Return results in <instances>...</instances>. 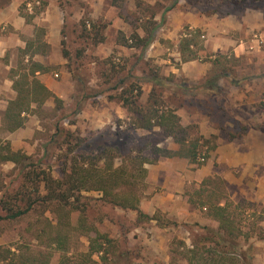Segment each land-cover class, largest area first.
<instances>
[{"label": "rangeland", "instance_id": "374dc122", "mask_svg": "<svg viewBox=\"0 0 264 264\" xmlns=\"http://www.w3.org/2000/svg\"><path fill=\"white\" fill-rule=\"evenodd\" d=\"M28 1V5L31 6L30 13L34 8L41 11L34 17L37 19L43 16L49 3L57 9L54 15L61 22V49L58 54H54V58L65 60L68 73L64 78L60 72L62 66L54 68L55 73L59 74V77L51 74L59 90L58 98L49 101V106L31 112L23 130L13 132L15 144L13 148L30 157L31 162L38 164L40 169L45 170L54 179L64 178L65 173L69 175L74 168L89 169L90 164L97 165L101 171L111 164L114 169L112 174H116V168L127 163L125 166H128L133 177L128 179L130 185L118 191L136 190L141 199L150 191V184L145 179L147 174L145 178L140 179L141 175L133 167L129 154L137 160L145 158L153 161L159 158L161 155L157 156L155 150L159 143L166 140L165 134L159 128L152 132L134 131L129 119L121 120L117 116L122 110L128 113L123 107L121 96L131 85L142 88V102L148 98L147 93L151 84L146 80L138 81L139 78L151 79L154 73L166 78L172 77L165 76V72L171 67L180 68V63H188L182 61V57L180 62L175 61L176 53L180 52L181 55L180 44H170L163 39L162 29L166 23L168 24L167 15L177 7L179 1L187 4L186 8H191L194 13L206 16L219 13L222 16L239 17L247 9L257 11L264 9V0H178L175 6L176 0H124L122 8L113 6V0ZM139 4L141 7L138 8ZM0 5H3L2 2ZM152 21L160 26L155 41L164 48L163 51L159 47L153 48L152 45L143 51L119 44L120 32L127 38L135 34L143 37L144 25ZM84 22L89 32L87 36L84 35ZM94 25L105 38L103 42H98L100 39L96 38L92 29ZM31 26L34 27L33 35L38 33L46 36V28L37 26L32 19ZM190 29L184 27L185 33ZM11 31L12 29L8 31L6 27L3 37H9ZM204 34L203 38V33L200 32V38L196 40L199 45L193 50L198 59L192 61L212 64V70L207 77L216 72L228 73L229 76L220 80L224 90L215 94L213 101L208 98L211 94H202L199 98L186 97L180 90L175 89L174 95L175 93L167 89L164 93L167 103L176 110L181 106L187 107L190 111L214 113L212 123L222 131L227 140L235 139H229L231 135L243 137L251 130L264 132V35L257 30L252 32L250 35L252 41L244 45L246 50L252 53L237 57L233 50L226 53L208 51L205 46L209 38L207 32ZM62 41L65 42L64 47ZM64 50L69 53V58H65ZM258 50L260 53L255 52ZM156 53L158 55L153 56ZM158 59H165L166 62ZM14 64L17 69L25 67L21 55L15 57ZM11 74V71L7 74L5 68L0 66V75L3 78L6 75L11 78ZM76 76H80L83 81H78ZM120 79H124L125 83L116 90V84ZM186 83L194 84L184 75L175 78V84ZM30 120L35 122L31 123ZM192 124L199 128L197 123ZM58 127L70 135L59 137L56 131ZM26 131L31 132L30 137L27 138L25 135L18 144L21 135ZM198 132L201 134L200 128ZM117 133L121 134L117 136ZM11 135L12 133L0 130L2 141H10ZM217 138V136L212 138L211 145L216 147ZM116 146L120 148L122 154L120 158H116ZM103 150H109L107 156L103 155ZM208 162L209 160L205 165ZM215 165L218 166L216 162ZM18 171L12 163L0 166L2 176L0 179L10 191L22 184ZM203 187L206 188L205 192L202 190L201 195L195 193L192 197V201L200 205L202 214L208 216L203 203L229 201L234 215L242 219L244 232L252 234L249 240L243 237L238 239L237 251H245L250 247L248 255L251 263H264V242L257 238L259 230L264 231V197L259 195L256 201L243 198L233 201L230 196L236 188L218 177L207 178L203 181ZM191 194L194 192L191 191ZM41 195H46L43 185ZM77 196L81 209L79 211L68 209L65 222L62 219L63 212L56 211L54 205L39 206L18 221H0V246L13 250L14 248L27 250L30 247L36 254L51 253L53 254L51 264H58L61 253L54 247L52 249L49 247L52 245L50 237L55 236L59 229L70 230V247L73 252L87 251L89 243L87 237L83 236L85 230L78 226V220L83 217L88 227L94 226L95 231L108 234L113 240L106 263L100 262L98 255L94 257L99 264H187V250L206 235L203 228L208 226L196 222L185 223L178 218L167 217L163 211H158L154 215L159 222L153 224L147 218L139 216L136 211L123 210L107 203L98 191H83L80 194L76 193L75 198ZM155 226L160 229L157 233L150 231V228ZM252 227L255 229L252 230ZM164 228H168L167 231L162 230ZM94 232L90 236L94 237ZM37 233L40 236L38 239L35 237ZM164 241L167 242V246ZM77 253L72 258L75 261L80 260Z\"/></svg>", "mask_w": 264, "mask_h": 264}, {"label": "trees", "instance_id": "16d2710c", "mask_svg": "<svg viewBox=\"0 0 264 264\" xmlns=\"http://www.w3.org/2000/svg\"><path fill=\"white\" fill-rule=\"evenodd\" d=\"M1 2L3 5H0V8H3L9 5L10 0H2ZM177 2L178 0L175 1L174 6ZM28 4L29 2H25L21 5L20 14L29 23L41 11L34 8L30 14L28 12L30 11ZM112 4L115 7L122 8L124 0H113ZM46 5L43 4V6ZM139 7H141V4L138 5ZM159 27L154 21L148 22L144 25L145 36L143 37L135 34L131 38H127L120 32L121 36L118 42L121 46L142 49L144 51L154 42ZM83 29L84 35L87 36L89 32L86 22L83 23ZM92 29L95 32L96 38L98 37L100 39L98 42H103L105 38L101 36L99 28L94 25ZM185 35H188V33H185ZM199 38L200 32L192 31L190 36H185L180 42V57H182V61L189 62L198 59L193 49L198 47L199 43L196 40ZM62 46H65L64 41H62ZM37 49H39V45L35 48V50ZM63 53L65 58H69V53L66 50ZM223 73L225 72L210 74L201 87H189L186 84L184 87H181L182 92L195 95L199 92L198 90L200 88H210L217 92L220 90L219 80L224 77ZM30 76H32V79L29 78ZM18 79L16 81L18 95L16 100L11 102L8 107L2 128L3 131L9 133L25 127L27 119H23L21 115L23 112L30 111L33 102L42 104L46 100V97L52 96L35 78L34 70L30 74L20 76ZM76 79L78 81L82 80L80 76H76ZM145 80L152 85V89L144 102H142V88L135 85H131L128 91L123 90L125 92L121 96L123 107L129 113V124L133 127V130L152 132L155 128L161 129L165 134V138L175 140L180 146V150L175 153H169L157 147L155 150L157 156L165 154L169 157H186L197 168L204 166L210 158V152L215 149V146L211 145V140L214 136L205 138L198 132V126L194 124L183 126L181 118L176 113V109H173L167 103V99L164 98L165 90L170 89L175 93L174 89L179 88L175 84V77L172 75V77L166 78L154 73L151 79L139 78L138 81ZM124 83L125 80L120 79L119 83L116 84V90L122 87ZM134 93H136L135 96ZM56 131L59 137H68L70 135L59 127ZM120 134L117 133L116 135L119 136ZM232 138H236V136L231 135L229 139ZM0 143H2L0 145V166L2 167V165L7 163L14 164L17 170H19L18 176L22 179V184L17 189L11 191L7 189L0 179V221H18L29 215L39 206L54 205L56 206V211L63 212L64 217L62 215V219L65 222L67 221L66 212L68 209L77 211L81 209V205L79 204L80 200H78L79 196L77 198L75 197L76 193L80 194L83 191H98L103 195L107 203L123 210L136 211L139 216L147 218V220L158 221L155 216L150 218L139 209L141 198L138 197L135 192L136 190H130L129 192L118 191V189L130 185L128 179L133 177V174L131 175L129 172L128 166H125L127 163L118 166L116 168V174H112V170L114 169L111 164H108L104 171H101L97 165L90 164L89 169L74 168L69 175H66L64 170V178L54 179L45 170L40 169L38 164L31 162L30 157L20 151H14L10 142L0 140ZM108 151L103 150V155L107 156ZM120 152V148L116 146V158L122 157ZM129 155L133 167L141 175L140 179L145 178L147 172L145 165L151 164L155 160L151 161L145 158L137 160L131 156L132 154ZM202 158L204 162L200 160ZM0 177H2L1 172ZM42 185L46 191L45 196L41 195ZM202 192H200V195ZM72 199L74 200L72 201ZM203 206L207 209L208 216L212 217L214 221H217L218 226L216 228H203L206 235H203L197 243H194L187 250V264H252L248 255V251L251 250L250 247L245 251H237V248H239L238 239L243 237L245 240H249L252 234L244 232L242 219L234 215L231 210L232 204L227 201L225 205H221V201H219L217 203H203ZM78 226L85 230L83 236L87 237L89 243L87 251L78 252L79 254L73 252L70 247V230L63 231V229H59L55 236L50 237L52 245L49 247L51 249L54 247L57 252L61 253L58 264H99L98 261L94 260V257L97 255L100 257V262L106 263L113 240L108 234L95 231L94 226L88 227L83 217L78 220ZM253 229L255 228L252 227ZM92 232L95 233L94 237L90 236ZM35 237L38 239L40 236L37 233ZM257 238L264 240V231L262 229L259 230ZM76 253L80 259L79 261L72 259ZM52 257L53 254L51 253H33L30 247L27 250L20 248H14L13 250L12 248L0 246V264H51Z\"/></svg>", "mask_w": 264, "mask_h": 264}, {"label": "crops", "instance_id": "0c3cea01", "mask_svg": "<svg viewBox=\"0 0 264 264\" xmlns=\"http://www.w3.org/2000/svg\"><path fill=\"white\" fill-rule=\"evenodd\" d=\"M25 2L29 1L12 0L10 5L0 8V66L5 68L7 74L10 71L12 72L11 78L7 77V75L3 78L0 75V130H3L6 112L10 103L17 98L16 81L19 80L20 76L30 74L34 70L35 78L52 95L51 97H46L42 104L33 102L30 111L23 112L21 115L26 120L31 112L43 106H49V101H55V98H58L59 90L51 74L56 77H59V74L55 73L54 68L61 65L60 72L64 78H66L68 73L65 67V60L63 58H58L59 60L54 58V54H58L61 49V22L54 15L57 9H54V5L49 3L42 17L32 19L34 23H37V26L46 28L45 37L43 34L38 33L33 35L32 30L34 27L31 26V22L28 23L26 18L20 14V7ZM186 6L187 4L185 5L182 1H179L177 7L167 15L168 24L166 23L165 28L162 29V32H164L162 35L163 39L170 44H180V41L185 36L184 27H188V29H193V32H202V37L205 35L204 32H207L209 40L205 47L208 51L226 53L233 50L235 55L239 57L242 54L249 55L252 53L246 50L244 46L252 41L250 40L252 32L257 30L264 35V9L259 11L247 9L239 17L233 15L222 16L219 13L206 16L205 14L194 13L191 8H186ZM6 27L8 31L9 29H12V31L9 32V37L4 38L3 31ZM38 45L39 49L35 50ZM152 47H159L161 51L164 50L158 41L155 40L152 43ZM255 52L260 53L259 50ZM17 55H21L25 62V67L21 69H17L14 64V59ZM156 55L158 54H153V56ZM180 56V52H177L175 61L180 62ZM158 60L166 62L165 59ZM211 70L212 64L209 62L199 64L198 61H191L185 64L180 63V68L171 67L164 75H173L175 78L184 75L194 83H186L187 86L201 87ZM224 74V77L220 80L229 76L226 72ZM29 78L32 79V76ZM220 80V90L217 92L210 88H200L195 95L183 92L182 95L199 98L202 94H211L208 98L214 101L213 96L224 90ZM186 84H177L179 88L175 86L176 90L181 92V87ZM151 89L152 85H149L148 93L146 92L147 96ZM176 113L181 118L183 126L197 123L202 135L206 138L217 136L218 143L215 149L210 152L209 162L200 168H197L186 157H169L165 154L159 155L160 157L156 158L153 163L146 164L147 178L145 179L150 184V191L140 199L139 209L150 218L158 211H163V213L167 214V217L178 218L185 223L196 222L202 226L216 228L218 226L217 221H214L210 216L202 214L200 205H196V202L192 201V197H194L195 193L199 195L202 190L205 192L204 189L206 188L203 187V181L210 177H218L228 185L236 188L230 196L233 201L238 198L256 201L259 195L264 197V132L251 130L243 137L227 140V137L222 135V131L212 123L214 113H210V115L204 111H190L187 107L181 108V106L176 110ZM117 118L121 120L129 119L128 113L122 110ZM34 122L35 120L31 123ZM23 128L17 129L14 133L23 130ZM29 129L32 130L31 127ZM10 133H12L9 137L10 141H5L11 143L14 151H18L19 149L13 148L15 146L13 143L14 133ZM25 135L28 138L31 132H24L21 135V139L18 140V144H20L19 142H21L22 138L24 139ZM157 147L169 153H175L180 150V146L171 138L159 143ZM215 162L218 166L215 165ZM191 191L194 192L193 195ZM221 205H225V202H222ZM151 222L155 224L157 221L151 220ZM167 229L164 228L162 230L167 231ZM158 230L160 229L157 226L150 228V231H154V233H157ZM161 243L163 244V242ZM166 243L164 241V244ZM166 246H164V249H166Z\"/></svg>", "mask_w": 264, "mask_h": 264}, {"label": "built area", "instance_id": "2783aa9c", "mask_svg": "<svg viewBox=\"0 0 264 264\" xmlns=\"http://www.w3.org/2000/svg\"><path fill=\"white\" fill-rule=\"evenodd\" d=\"M28 7H29V10H31V6L30 5H28ZM192 32V29H190V31L188 32V35H185V36H190V33ZM204 38V37H203ZM202 162H204V159L202 158V159H200Z\"/></svg>", "mask_w": 264, "mask_h": 264}]
</instances>
